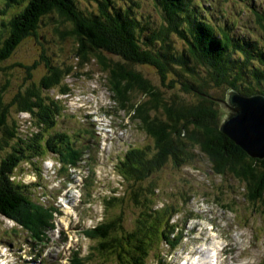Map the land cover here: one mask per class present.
Masks as SVG:
<instances>
[{
    "label": "rangeland",
    "instance_id": "rangeland-1",
    "mask_svg": "<svg viewBox=\"0 0 264 264\" xmlns=\"http://www.w3.org/2000/svg\"><path fill=\"white\" fill-rule=\"evenodd\" d=\"M4 1L0 0V38L6 37L2 23L24 3V0H16L11 2V7L4 8ZM73 1L86 12H96L93 0ZM195 1L203 10L197 13L202 18H209L220 26L237 25L232 32L234 36L256 39L264 49V0ZM112 4L119 11L126 8V4L130 6L131 14L139 20L145 34L147 28L158 26L162 19L151 0H112ZM56 28L63 30L64 25L55 14L45 15L34 33L23 39L7 59L0 61L1 99L6 104L13 97L25 95L27 90L36 89L41 101L44 98H48L46 102L56 100L57 112H60L54 119L56 128L72 134L83 155L76 167L68 169L70 175L60 169L57 155L52 152L31 162L22 160L16 167L12 177L29 186L23 189H29L45 205L54 202L60 214H56L54 230L47 232L52 241L40 247L32 244L29 234L19 224L0 214V264H68L72 248L79 249L77 264H95L97 257L92 254L95 250L89 247L94 240L85 236L86 229L119 215L120 231L126 235L139 226L137 214H147L150 210L151 215L156 216V211L168 205L172 209L167 210L159 225L164 224L170 230L166 221L177 224L179 229L174 230L176 234L172 238L176 241L170 246L155 238L145 264H264V198L252 204L246 198L243 183L229 174L223 177L215 174L198 147L192 150L193 158L179 167L167 162L143 181L131 183L123 179L117 171L118 159L130 147L142 148L150 155L153 142L143 131L136 114L120 109L119 101L112 98L107 71L102 69L96 54L89 52L86 61L77 63L73 55L74 41L69 37L60 39ZM168 42L175 50L184 48L176 36L168 37ZM0 46L3 48L4 44ZM40 52L48 56L53 65L73 66L60 85L48 90L39 86L41 77L46 74L42 62L30 71L31 76H27L23 67L13 65L14 62L30 65ZM99 53L107 60H119L116 55ZM127 65L144 75L167 100L193 99L187 88L193 87L195 81L186 76V72L180 71V76L166 73L163 80L148 64ZM203 67L195 66V70L207 78ZM171 78L176 81L169 87ZM206 81H202L201 91L215 101L221 120L224 110L220 105L226 100L229 89ZM33 84L38 85L39 90ZM62 87L66 88L65 93L61 92ZM233 91L242 94L239 88ZM130 93L129 101L134 105L147 99L143 92ZM8 110L11 117L0 131V157L11 150L2 144L4 139L10 138V128L16 127L13 118L18 120L19 133L29 131L28 114L16 113L15 105H10ZM88 158H92L89 163ZM110 195L117 199L108 206L105 198Z\"/></svg>",
    "mask_w": 264,
    "mask_h": 264
},
{
    "label": "trees",
    "instance_id": "trees-1",
    "mask_svg": "<svg viewBox=\"0 0 264 264\" xmlns=\"http://www.w3.org/2000/svg\"><path fill=\"white\" fill-rule=\"evenodd\" d=\"M14 1L5 0L4 8L11 7ZM93 2L96 12L90 13L77 7L73 0H24L22 8L2 23L6 37L0 38V45L4 44L3 48L0 46V61L7 59L23 39L34 33L42 17L55 14L64 25L63 30L56 28L55 32L60 39L69 37L74 41L76 62L86 61L89 52L96 54L102 69L107 71L112 98L119 101L120 109L136 114L143 131L153 142L150 155L142 148L130 147L118 159L116 167L123 179L131 183L143 181L167 162L179 167L193 158L192 150L198 147L215 174L221 177L229 174L243 183L246 198L252 204L263 199L264 160L248 156L220 131L222 121L216 103L201 91L202 81L207 83L208 80L226 90L239 88L243 95L264 94V49L259 42L244 35L234 36L232 32L237 25L220 26L215 21L210 22L209 18H202L197 13L203 10L195 0H151L162 19L158 26L147 28L146 34L127 4L119 11L112 0ZM170 36L180 39L184 48L175 50L168 42ZM99 52L116 55L119 60H107ZM40 62L46 68V74L39 81L40 88L44 90L60 85L73 69L72 65L51 64L49 57L41 52L30 65L19 62L13 65L23 67L27 76H31L30 71ZM127 63L148 64L163 80L166 73L180 76V71L186 72L195 85L181 87L190 90L193 99L167 100L144 75ZM195 66H204L207 78L199 75ZM171 80L169 87L176 81L175 78ZM33 86L39 90L38 85ZM65 89L62 87L61 92L65 93ZM35 91L27 90L25 95L13 97L6 104L0 91V131L11 117L10 105L16 106V113L24 112L29 117L27 133L18 132V120L13 118L16 127L10 128V138L4 139L2 144L11 150L0 157V214L19 224L29 234L32 244L40 247L50 240L47 232L55 228V217L60 211L54 202L45 205L35 198L29 189H23L29 186L12 175L22 160L42 159L48 152L57 155L60 169L70 175L68 169L78 165L83 150L72 134L57 130L54 121L60 114L57 101L46 102L48 98L41 101ZM132 91L143 92L147 99L132 104L129 101ZM87 160L89 163L92 158ZM116 199L115 196H107L105 204L109 206ZM168 209L172 206L153 210L157 212L156 216L151 215L150 210L147 214H137L139 226L126 235L120 231L119 215L86 229L85 236L94 240L89 247L95 250L92 251L97 257L95 264H145L155 238L172 246L176 241L172 239L176 234L174 230L179 229L177 224L166 221L171 226L170 230L164 224L159 225ZM59 233L64 235L61 230ZM73 249L70 250L69 264L78 262L79 249Z\"/></svg>",
    "mask_w": 264,
    "mask_h": 264
},
{
    "label": "water",
    "instance_id": "water-1",
    "mask_svg": "<svg viewBox=\"0 0 264 264\" xmlns=\"http://www.w3.org/2000/svg\"><path fill=\"white\" fill-rule=\"evenodd\" d=\"M220 131L228 136L248 156L264 158V96L226 92Z\"/></svg>",
    "mask_w": 264,
    "mask_h": 264
},
{
    "label": "bare ground",
    "instance_id": "bare-ground-1",
    "mask_svg": "<svg viewBox=\"0 0 264 264\" xmlns=\"http://www.w3.org/2000/svg\"><path fill=\"white\" fill-rule=\"evenodd\" d=\"M246 96H250V95H246ZM202 255H203V254H202ZM207 258H208V257H207ZM208 260H209V259H208ZM208 260H207V261H208ZM27 263H29V262H27Z\"/></svg>",
    "mask_w": 264,
    "mask_h": 264
}]
</instances>
